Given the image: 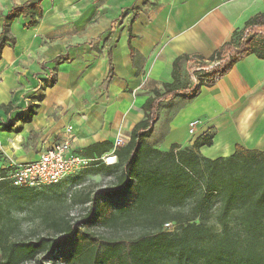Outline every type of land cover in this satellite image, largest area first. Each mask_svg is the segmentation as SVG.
<instances>
[{"label":"crops","instance_id":"obj_1","mask_svg":"<svg viewBox=\"0 0 264 264\" xmlns=\"http://www.w3.org/2000/svg\"><path fill=\"white\" fill-rule=\"evenodd\" d=\"M27 1L0 0V31L3 16ZM40 7L33 24L26 26L29 15L12 21L15 42L0 54L3 163L36 159L67 126L75 153L109 154L115 139L126 142L143 119L152 91L173 81L175 58L189 56L181 78L189 86L190 66L207 63L264 14V0H40ZM188 96L182 91L160 101L150 135L161 150L191 143L187 124L199 119L193 139L215 132L199 155L227 157L235 145L264 152V59L247 55ZM101 143L111 147L99 156L85 154Z\"/></svg>","mask_w":264,"mask_h":264},{"label":"trees","instance_id":"obj_2","mask_svg":"<svg viewBox=\"0 0 264 264\" xmlns=\"http://www.w3.org/2000/svg\"><path fill=\"white\" fill-rule=\"evenodd\" d=\"M41 12L40 0H28L3 16L0 54L3 47L15 42L9 31L12 21L29 15V26ZM246 28L252 33L241 39ZM258 29L262 31L259 37L255 36ZM250 54L264 59V14L249 20L242 31L207 58V62L220 63L201 73L199 85L188 86L181 80L182 64L189 56L175 58L173 81L163 84L162 92L152 91L142 106L143 119L115 150L116 162L106 165L97 161L90 166H101L94 172L102 168L112 171V194L130 193L131 197L109 212L99 208L87 211L81 222L99 219L104 226L116 230L134 226L138 235L101 243L90 238L88 232H80L70 220L52 219L49 226L56 234L76 239L65 264H264V152L235 145L227 157L209 159L199 155L200 147L212 145L214 131L196 137L182 148L174 143L168 150H161L149 141L160 101L182 91L190 100L201 86L214 84ZM110 147L94 144L85 154L99 156ZM4 164L0 156V264H24L38 255L56 252L57 236L9 240L12 202L24 198L27 188L13 186L5 178ZM213 196L218 205L209 213L205 205ZM85 198V204L89 203V195ZM190 200L194 203L184 210ZM164 223H171V228H163Z\"/></svg>","mask_w":264,"mask_h":264},{"label":"rangeland","instance_id":"obj_3","mask_svg":"<svg viewBox=\"0 0 264 264\" xmlns=\"http://www.w3.org/2000/svg\"><path fill=\"white\" fill-rule=\"evenodd\" d=\"M256 32L255 36L262 35L260 29ZM251 33L249 31L247 36ZM194 67L196 66H190L189 71ZM150 136L149 141L153 143L155 137ZM193 136L191 141L194 138ZM154 146L159 148L155 144ZM6 165L7 163L2 167H6ZM99 167L101 166L83 169L72 176L66 177L58 184L27 188L24 192V198L19 199L18 202H12L9 240H33L41 236L58 237L56 252L38 255L35 259L24 264H65V257L68 252L74 249L76 239L72 235L56 234L52 226L51 228L49 226L50 220L55 218L63 217L70 220L80 232H88L90 238L101 243L117 239L129 240L138 235L139 230L134 226L116 230L104 226L99 219L92 222H81L82 216L87 211L99 208L109 212L128 201L131 197L130 193L125 195L112 194L111 189L114 184L112 176L114 174L112 171L103 168L98 172H94V169ZM86 195H89L90 200L87 204L84 202L86 201L84 200ZM99 200L101 203L98 202ZM193 203L191 200L188 201L184 210L190 208ZM217 205L218 199L213 196L207 201L205 208L209 213H212Z\"/></svg>","mask_w":264,"mask_h":264},{"label":"built area","instance_id":"obj_4","mask_svg":"<svg viewBox=\"0 0 264 264\" xmlns=\"http://www.w3.org/2000/svg\"><path fill=\"white\" fill-rule=\"evenodd\" d=\"M248 32L249 29L246 28L241 34V39H244ZM219 63L220 60H214L213 62H207L204 68H200L199 66L194 67L191 71L192 85H199L201 73ZM199 124V119H192L188 122L187 130L190 136L195 134ZM73 139L72 128L71 126H67L65 127L63 137L51 147L40 152L36 159L27 162H17L8 158L6 161L7 173L5 178L13 186L17 187L39 188L44 185L58 184L73 173L92 166L94 162L98 161L106 165L114 164L116 162L115 150L125 143L122 137H117L109 154L97 158H89L73 151ZM163 228L170 229L171 223H164Z\"/></svg>","mask_w":264,"mask_h":264}]
</instances>
